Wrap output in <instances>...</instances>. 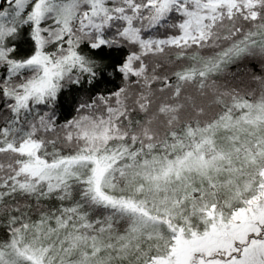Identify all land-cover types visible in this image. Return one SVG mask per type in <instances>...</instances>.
Segmentation results:
<instances>
[{"label": "snow or ice", "instance_id": "snow-or-ice-1", "mask_svg": "<svg viewBox=\"0 0 264 264\" xmlns=\"http://www.w3.org/2000/svg\"><path fill=\"white\" fill-rule=\"evenodd\" d=\"M0 264H264V0H0Z\"/></svg>", "mask_w": 264, "mask_h": 264}, {"label": "trees", "instance_id": "trees-1", "mask_svg": "<svg viewBox=\"0 0 264 264\" xmlns=\"http://www.w3.org/2000/svg\"><path fill=\"white\" fill-rule=\"evenodd\" d=\"M63 111H64V114H65V115H69V112H70V110H69V109H67V108H64V109H63Z\"/></svg>", "mask_w": 264, "mask_h": 264}]
</instances>
